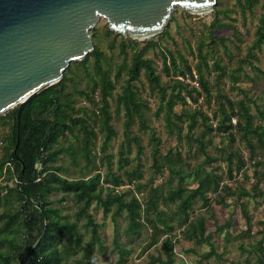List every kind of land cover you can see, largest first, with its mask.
<instances>
[{"label":"trees","instance_id":"16d2710c","mask_svg":"<svg viewBox=\"0 0 264 264\" xmlns=\"http://www.w3.org/2000/svg\"><path fill=\"white\" fill-rule=\"evenodd\" d=\"M236 2L240 11L244 12L251 10L259 0ZM220 3L217 0L214 6V19L210 27L233 28L230 22L222 21L220 13L226 11L216 8ZM167 25L156 35L162 37L168 34ZM90 32L93 49L81 60L71 61L57 84L36 95L23 107L19 126L16 120L17 106L8 109L4 115L0 114V264H69L70 259L75 264H96L91 256L94 243L99 238L98 223L89 210L93 203L101 208L103 215L109 214L112 221L116 222L118 217L125 219L122 231L125 236H139L146 228L149 240L144 250L163 237L158 253L151 256L154 263L184 264L182 260H175L174 246L178 235L197 245L214 244L212 232L206 224L208 218L214 216L212 205L222 204L230 196H235V202L238 203L243 196L261 194L256 191L257 185L246 189L240 185L233 186L232 182L236 181L239 169L246 171L248 167L257 168L261 165L257 149H261L264 154V124L254 122L255 116L248 103L251 99L233 100L225 97L227 104H221L215 130L227 133L231 140L238 138L248 148H235L225 152L221 159L227 165L226 181L221 174L207 170L203 165H196L190 169L194 174L195 186H185L183 181L187 172L182 167L181 154L176 152L173 158L168 152L164 156V163L157 158V147L153 150V166L156 172L162 171L164 166L168 168L170 176L167 185H154L150 179L146 188L147 184L141 182L143 174L139 162L137 166L124 169V175L110 170L102 174L97 168H94L93 173L85 175H65V166L55 164L58 158L67 156L71 164L76 166L80 165V159H84L86 163L82 168L87 172L92 161L90 146L101 139V149L105 150L115 136L116 131L110 122V98L120 79L121 90L115 94V112L118 113L121 109L124 111L127 149L130 139L139 138L130 134L134 119H138L142 130L149 128L145 112L150 107L139 97L134 83L139 79L141 71L150 86L157 88L159 106L155 115L159 116L163 111L164 120L170 128H176L178 136L184 118L189 119L188 128L191 130L197 123L196 115L203 113L187 108H182L177 113L174 107L178 103L186 105L187 99L195 102L197 97L194 94L200 93L199 87L206 95L209 94L208 84L203 80L198 65L206 64L207 52L202 49L204 40L196 46L198 64L195 66H191L179 50L173 52L161 49V69L164 75L174 78L171 86L161 81L155 62L146 56L148 48L157 46V42L141 47L134 39L125 42L121 38L118 46L123 59L112 68L105 50L96 41V28H92ZM107 33L114 35L107 47L113 50L118 34L109 28ZM254 36L251 48H259L264 41V0ZM224 39L221 38L222 41ZM128 51L130 56L127 62ZM214 63L216 68L222 69L217 60ZM74 68H81L83 71L85 87H78L81 77ZM195 70L198 86L187 80L195 78ZM256 70L264 75L260 68L256 67ZM232 81H239L238 76L233 74ZM169 88L171 90L168 92ZM251 102L255 103L254 100ZM260 114L263 115L264 112L260 111ZM204 117L205 121L207 116ZM9 120L12 121L9 131L1 134V126ZM205 126L208 132L213 130L209 124L205 123ZM17 134L19 142L15 147ZM201 134L203 136L206 132ZM195 140L199 150L208 158L206 164H209L213 158L208 156L206 147L212 141L205 142L200 137H195ZM141 152L142 148L139 146L138 155ZM121 160L125 165L128 164L122 151ZM253 175L260 177L262 174L254 170ZM172 176L176 177L175 183L172 182ZM121 185L126 187L122 188ZM67 200L74 203L72 219L70 214L63 212ZM196 209H204L205 213H196ZM242 210L246 214V209ZM85 233L89 234L88 238H85ZM257 248L260 251L263 249L262 246ZM101 249L99 244L97 251ZM260 251L255 264H264L263 252ZM127 252V249L120 247L119 264L125 261L124 255ZM216 253L212 247L204 257L212 254L216 256Z\"/></svg>","mask_w":264,"mask_h":264},{"label":"rangeland","instance_id":"374dc122","mask_svg":"<svg viewBox=\"0 0 264 264\" xmlns=\"http://www.w3.org/2000/svg\"><path fill=\"white\" fill-rule=\"evenodd\" d=\"M220 1V5L216 8L226 11L220 13V17L222 21L230 22L233 28L229 26L223 28L210 27L214 19L213 10L207 13H190L176 6L171 14L174 19L171 18L167 23L168 34L162 37L154 35L143 40L134 39L141 47L157 42V46L148 48L146 56L152 58L155 62V68L161 76V81L171 86L174 84V78L171 75H164L161 69V49H169L173 52L179 50L188 59L189 64L195 66L198 64L196 46L201 40H204L205 43L202 49L207 52L206 64L199 63L198 65L203 80L208 84L209 94L206 95L205 91L199 87L200 93L194 94L197 97L195 102L187 99L186 105L178 103L174 110L179 113L182 108L191 111L195 109L207 116L206 122L204 121L205 117L199 113L196 115L197 123L195 127L190 130L188 128L189 119L184 118L183 122H180L182 130L178 136L176 128H170L164 120L163 111L160 112L159 116L155 115L159 106L157 88L150 86L144 72L141 71L139 79L134 83L139 97L145 100L150 107L145 112L146 124L149 128L142 130L138 119H134L130 126V134L132 136L137 135L139 138L137 140L130 139L129 149H127L128 140L124 131V111L121 109L118 113L115 112V94L121 90L122 81L120 79L110 98V111L112 113L110 122L116 131L115 136L109 141L105 150L101 149V139H97L95 144L90 146L92 161L87 172L82 168L86 163L84 159H80V165L76 166L71 164V160L67 156L58 158L55 164L65 166V175L70 177L85 175L89 172L93 173L94 168H97L102 174L110 170L116 174L124 175V169L137 166L139 162L143 174L141 182L147 184L146 188L150 183V179L153 180L154 185H167L170 176L168 168L164 166L162 171L156 172L153 166V150L157 147L159 150L157 158L164 163L166 162L164 156L168 152L171 153L173 158L176 152L181 154L182 167L187 172L183 181L185 186H195L194 174L190 169L196 165H203L207 170L221 174L224 181L227 180V165L221 158L225 156V152L227 153L232 149L245 148L248 150V148L238 138L231 140L227 133H219L215 130L217 121L220 118L221 104H227L225 97L233 100L241 98L254 100L255 103H252L251 100L248 101L250 110L255 116L254 122L264 124V114H260V111L264 112V75L256 70V67H258L264 71V41L259 48H251L258 16L263 11V0H259L251 10L247 9L244 12L240 11L236 0ZM93 28H96V41L100 48L105 50L113 68L116 63L121 62L123 59L118 46L121 38L125 42L132 38L118 34L116 47L109 50L107 47L114 35L107 33L106 19L100 17ZM221 38H225L224 41ZM129 56L130 51H128L127 62ZM215 60L218 61L222 69L215 67ZM74 70L81 77L78 87H85L86 81L83 79V71L81 68H74ZM193 72L195 74L197 71ZM233 74L239 78L236 83L232 81ZM152 87H154L153 90ZM170 90L171 88L168 89V92ZM4 112L0 114L4 115ZM205 123L211 125L213 130L208 132ZM11 124L12 121H6V124L1 126V134H7ZM202 132H206V134L202 136ZM195 137H200L205 142L212 141V144L206 147L208 156L213 158V161L209 164H206L208 158L206 154L199 150ZM252 140L255 141V139ZM72 141L75 143L74 139ZM139 146H141L142 152L138 155ZM247 150L244 152L246 153ZM121 151L122 155L128 159L127 165L121 160ZM257 152L261 165L257 168L248 167L246 171L242 168L239 169L237 179L232 182V185H240L246 189H250L252 185H257L256 191H260L261 194L252 197L243 196L237 201L238 203L235 202V196L228 197L226 202L222 204L214 203L212 205L214 216L209 217L206 222L208 230L212 232L214 244L201 243L197 245L193 241L185 240L178 235L174 246L176 262L182 260L184 264H255L257 257L260 255L258 253L260 250L257 248L259 246L263 248L260 252H263L262 257L264 258V154H262L261 149H257ZM254 170H258L262 175L255 177L253 175ZM172 178V182L175 183L176 177L172 176ZM121 187L125 188L126 186L121 185ZM138 195L141 196V194ZM241 203L242 208L246 209V214L243 213L239 205ZM64 204L63 212L70 214L72 219L71 214L75 210L74 203L67 200ZM89 210L98 223L99 238L98 241H95L94 251L91 254L96 264L107 262L119 264L120 247L128 250L124 255L125 261L120 264H158L151 260V256L158 253L163 237L155 245L144 250L149 240V231L147 233L146 228L142 230L139 236H125L122 232L126 223L123 217H118L114 222L109 214L103 215L101 208L95 206L94 203ZM195 212L205 213V210L196 209ZM219 228L221 229L217 230ZM88 237L89 234L85 233V238ZM99 244L102 249L97 251ZM212 247L217 251V255L212 254L209 257H204V254L210 251ZM69 264H75L74 260L70 259Z\"/></svg>","mask_w":264,"mask_h":264},{"label":"water","instance_id":"95a60500","mask_svg":"<svg viewBox=\"0 0 264 264\" xmlns=\"http://www.w3.org/2000/svg\"><path fill=\"white\" fill-rule=\"evenodd\" d=\"M217 0H0V113L23 107L57 84L71 61L93 49L103 17L116 34L143 40L160 33L176 6L207 13ZM19 142L17 134L16 144Z\"/></svg>","mask_w":264,"mask_h":264},{"label":"built area","instance_id":"2783aa9c","mask_svg":"<svg viewBox=\"0 0 264 264\" xmlns=\"http://www.w3.org/2000/svg\"><path fill=\"white\" fill-rule=\"evenodd\" d=\"M187 80L189 82H191L192 84H194L195 86H198V81L196 80V76H195V78L193 80H190L189 78ZM233 121H235V120L233 119Z\"/></svg>","mask_w":264,"mask_h":264}]
</instances>
